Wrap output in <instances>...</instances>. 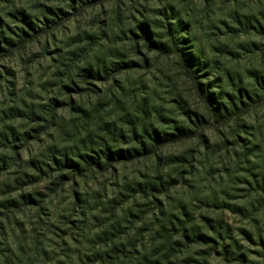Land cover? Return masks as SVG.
I'll use <instances>...</instances> for the list:
<instances>
[{
  "label": "rangeland",
  "instance_id": "rangeland-1",
  "mask_svg": "<svg viewBox=\"0 0 264 264\" xmlns=\"http://www.w3.org/2000/svg\"><path fill=\"white\" fill-rule=\"evenodd\" d=\"M21 12L49 27L0 50V264H264V0H0V26ZM201 88L250 96L215 117ZM144 127L175 136L135 153ZM100 144L130 156L51 160Z\"/></svg>",
  "mask_w": 264,
  "mask_h": 264
},
{
  "label": "trees",
  "instance_id": "trees-1",
  "mask_svg": "<svg viewBox=\"0 0 264 264\" xmlns=\"http://www.w3.org/2000/svg\"><path fill=\"white\" fill-rule=\"evenodd\" d=\"M84 0H69L70 6L72 7L75 3H83ZM87 1V0H86ZM20 17H14L17 21L22 22L25 26H18L16 31H10L7 29L6 26H0V50H3V48H6V50H10L12 48L13 43H14V37H17L20 43H23L27 40V38L31 37L33 33H37L36 31H44L49 27V20L48 17H44V22L42 23V26L38 25H33L31 20L26 17L24 13L19 14ZM47 18V19H46ZM47 20V21H46ZM53 19H51L52 21ZM178 23L176 24V26ZM145 28H144V27ZM29 30H32L33 33L30 34ZM139 30L142 33V36L144 35L146 38V41L148 43H151L150 37H147L148 35V26L147 25H140ZM170 35V31H168ZM197 65L200 67V70H203V66L197 63ZM90 71V69H89ZM91 71H93L91 69ZM94 72V71H93ZM95 75H98V70L95 71ZM203 95L205 96L206 100L208 101L210 105V115L215 116V117H228L231 115V111L237 110V105L240 104V106H245L244 99L249 100V94L248 93H238V96L229 94L227 95L228 97V102L227 103H220V101H217L215 99V96L212 93H209V91L205 90L204 88L200 89ZM264 90V87H263ZM196 123L193 121H190L192 125L195 127L197 126L196 124L201 123L200 116L196 115L195 119ZM191 128L190 127H181L179 129H176L177 131V136L183 135L185 131H189ZM137 132H134V136L137 137L138 143L140 148H134L133 151L135 153L140 152L141 154H151V149L152 144H156L159 141L162 140H167L169 137L175 136V134H165V137L162 138L161 135L156 131L155 129L149 130L147 127H144L141 129L138 135H136ZM99 148H95L94 145H91L89 147V152L88 154H82V153H67V154H60L62 155L63 158L58 157L55 153L51 155V160L54 164H56L59 167H62L63 165H68L73 170H81L84 164L86 165H95L97 168L102 169L107 166H110L111 162L120 158H125L126 156H130V151H124L122 149H114V147L109 146V145H103L100 144ZM103 146V147H102ZM68 155V156H67ZM150 188H153L154 184H150ZM224 248V247H223ZM225 250V248H224Z\"/></svg>",
  "mask_w": 264,
  "mask_h": 264
}]
</instances>
